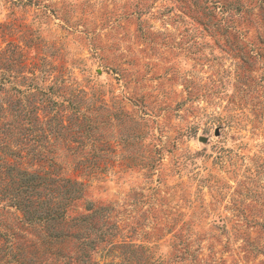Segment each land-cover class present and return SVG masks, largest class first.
Instances as JSON below:
<instances>
[{"label": "rangeland", "instance_id": "obj_1", "mask_svg": "<svg viewBox=\"0 0 264 264\" xmlns=\"http://www.w3.org/2000/svg\"><path fill=\"white\" fill-rule=\"evenodd\" d=\"M0 264H264V0H0Z\"/></svg>", "mask_w": 264, "mask_h": 264}]
</instances>
